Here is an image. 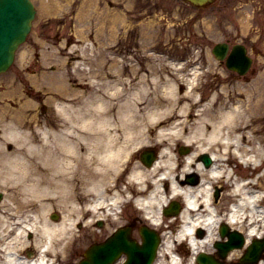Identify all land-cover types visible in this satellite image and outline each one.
Masks as SVG:
<instances>
[{"label":"bare ground","instance_id":"obj_1","mask_svg":"<svg viewBox=\"0 0 264 264\" xmlns=\"http://www.w3.org/2000/svg\"><path fill=\"white\" fill-rule=\"evenodd\" d=\"M118 20L124 24V15L118 16ZM48 54L53 61L58 58L53 50H50ZM44 71L43 68L37 69V72L29 75V78L35 84V92H40L42 96L46 94L45 102L52 108L53 114L49 113L45 117L46 125L38 124L39 119L34 110L35 101L26 99L20 90L12 98L18 106L8 107L9 110L6 112H0V119L3 116L9 117L10 129L17 128L15 124L20 126L29 124L26 127L28 129L22 132L25 139L17 142L20 145L18 150L11 154L0 151V183L3 182L5 185L10 181L14 183L16 203L14 208L22 211L8 218L1 213L0 223L5 225L7 219H11V222L18 225L17 233L12 238H15L13 242H16L19 238L18 234L25 230L35 232L33 244L40 248L39 257L44 258L47 250L51 248L53 250L58 246L59 253H54V256L61 260L60 252L67 249L68 243L67 219L72 212L83 215L86 209H92L96 205L99 198L95 201L93 198H87L90 192H96L94 195L97 197L101 194V185L98 184L101 178L97 179V172L92 170L89 173L84 172L90 164H93L91 158L95 151L94 145L87 144L85 140L82 142V139L90 136V133L85 130L104 127L106 132L108 128L114 126L113 123L128 124L134 114L133 110L127 108L128 99L122 98L124 85L116 78L102 81L103 88L111 89L109 96L105 97L87 89L93 85L92 82L91 84L86 82V90L70 91L61 84L70 78L65 79L66 75H62L60 70L50 72L49 75ZM99 72L101 75L109 74L105 65L99 67ZM158 84L160 93L156 94L153 89L154 96L147 101L154 103V108L146 112L148 121L154 122L161 118L163 122L173 121L165 128L158 130L161 139L174 135L181 136L182 130L188 128L184 140L194 142L198 151L209 152L213 159V164L209 168L204 169L197 163L194 169L201 170L207 182L213 183L218 178H222L223 182L228 184L227 190L233 194V200L227 209L229 223H244L246 230L248 229L247 235L254 233L260 221L259 214L263 212L259 201L264 198V189L258 188H264V170L259 171L261 164H264L261 157L264 148V131L256 123L257 116L251 110V94L248 100L241 98L238 93H234L232 97L224 93L219 94L221 91L199 97L197 95L200 93L196 92L192 81H187L188 91L183 94H178L174 85L171 84L166 86L165 90L162 88L164 94H161L159 81ZM158 84L156 83V88ZM189 113H192L190 120ZM115 117L118 121L113 120ZM110 152L111 149H106L100 159H108ZM164 153H167L166 149L161 150V154ZM190 156L192 154L186 157L184 166L188 165L187 162L192 158ZM162 162L164 171L160 173L161 178L170 177L169 167H172L173 163L171 156L164 154ZM159 165L161 167V164ZM185 170L188 171V168H184ZM176 189L187 192L188 187L179 185L171 187L173 191ZM157 191L163 194L161 190H156L155 193ZM153 192L139 200L145 205V209H151L154 203L153 198L158 206L166 200L164 195L162 200H158ZM30 193H32L31 197ZM55 193L65 202L64 207L66 206V213L57 223L49 221L46 216V207L55 204L53 197ZM185 201L184 216L188 218L187 210L192 203L190 204L191 201L187 197ZM148 212L149 216H153L150 211ZM199 218H191V220L198 221ZM28 219L32 222H28V225L23 224ZM202 219L209 224L213 221L210 215L203 216ZM186 230L184 227L178 235L188 232L192 248L212 238L211 231L205 238L198 240ZM55 240L58 241L55 242ZM8 248L13 253H6L0 257V264L34 263L18 260L14 253L17 249L11 248L10 245ZM169 252L170 263L179 264L178 257ZM37 263L40 264V261H36ZM258 264H264V262L261 260Z\"/></svg>","mask_w":264,"mask_h":264},{"label":"rangeland","instance_id":"obj_2","mask_svg":"<svg viewBox=\"0 0 264 264\" xmlns=\"http://www.w3.org/2000/svg\"><path fill=\"white\" fill-rule=\"evenodd\" d=\"M34 2L37 13L32 29L26 41L17 50L15 60L9 70L0 74V112L9 110L8 106H18V103L14 102L12 98L20 90L28 97H34L36 102L34 110L37 113L39 124L45 125V117L50 108L45 106L47 103H45L44 97L38 94L40 92H35V84L31 82L29 75L34 74L40 68L46 72L55 69L57 65L54 62L50 59L48 62L45 60V57L49 55L47 52L51 49H63L62 47H64V60H69L70 57L80 58L77 62L80 66H88L87 61H85L87 57L97 56L101 61H107L112 54L115 55V63L118 66L124 62L128 64L137 63L136 65L141 67V72L147 69L150 63H153L161 69L159 76L162 82L173 80L177 83H185L187 76L191 75L190 70H193L191 66L187 67L184 64L179 70H176V66H170V59L168 58L175 60L186 58L187 61L200 60L199 62L204 66L207 65L210 70L206 76L201 77L202 84L199 90L204 96L214 90L222 89L223 92L228 93L227 96L231 95L230 97H232L234 93L240 92L242 97H246L249 89L254 88L257 97L255 104L253 103V114L257 116L256 123L264 131V44H262L264 42V24L258 23L256 18L254 20L251 18L250 9L239 7L241 0H232L229 8L222 12L218 2L200 11L177 0H89L83 8H81V0H34ZM96 2L98 13L95 11ZM122 14H126L128 21V25L124 27L118 20V16ZM98 15L99 17H97ZM80 16L86 25L90 21L96 24V20L108 21L111 19L110 25H104L105 28L100 25L99 29L97 24L94 25L92 29H94L95 34H90V37L83 40L82 33L79 31L81 26L78 24ZM253 26L261 28L253 34ZM95 27L98 34L95 32ZM257 34L259 36L255 43L259 53L252 52L254 55L252 71L245 77H236L237 75L228 73L223 75V72L221 75L218 72L221 66L212 59L213 56L209 51L210 46L226 37H229L233 42L245 41L246 37L256 38ZM92 41H99L102 48L90 50L87 46H91ZM107 45H112L111 47L114 48L105 47ZM84 46L87 50L81 49ZM72 54L75 55L72 56ZM118 66H116L117 70H114L116 73H119ZM91 77L95 79L94 76ZM121 77H124V79H120L121 82L127 85L125 75ZM95 80L99 81V79ZM68 85L70 88L81 89V85L76 84L75 81L68 82ZM176 90L182 94L185 91V85H182L180 90L177 86ZM123 92L124 94L127 93L126 88ZM155 92L156 94L160 93V91ZM161 94L164 93L161 92ZM131 96L134 105L129 99L127 108L134 111L137 108L140 111L137 112L139 116H135V119L137 118L136 121L139 120L144 126L146 112L153 109V103L147 101L154 95L148 93L146 97L133 96L132 94ZM144 101L146 102L144 103ZM113 120L118 121V118L115 117ZM8 122V116H3L0 119V148L3 150L8 143L3 126ZM167 123L170 121L163 124ZM117 127L122 126L120 124L115 125V128L119 129L115 132H125L123 128ZM138 127L141 128L142 126H137L131 130L139 134L140 129ZM15 129L16 137L18 139L23 138L22 131L19 128ZM149 132L151 133L150 143L155 144L156 142L153 141L155 140L154 135H156L154 134L155 128L150 127ZM128 134L125 132V135L120 136L118 140L123 138L129 140ZM168 145L172 147L173 144L169 143ZM98 178L100 177L98 176ZM129 180L132 182L131 179ZM111 181V177H106L103 180V186L108 185L106 186L108 188L111 186ZM9 190L10 194L13 190ZM6 202H9L10 206L15 205L10 198L1 204ZM128 207L132 212L134 211L131 205ZM55 208L59 209L60 207L56 205ZM2 210L6 212L5 208ZM165 261L167 263L166 257L164 263Z\"/></svg>","mask_w":264,"mask_h":264},{"label":"water","instance_id":"obj_3","mask_svg":"<svg viewBox=\"0 0 264 264\" xmlns=\"http://www.w3.org/2000/svg\"><path fill=\"white\" fill-rule=\"evenodd\" d=\"M25 2L31 6L29 0H0V69L11 61L14 45L29 28L30 14L24 9ZM255 249L254 245L253 252Z\"/></svg>","mask_w":264,"mask_h":264}]
</instances>
